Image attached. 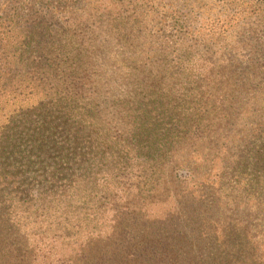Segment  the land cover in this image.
I'll return each instance as SVG.
<instances>
[{"label":"trees","instance_id":"obj_1","mask_svg":"<svg viewBox=\"0 0 264 264\" xmlns=\"http://www.w3.org/2000/svg\"><path fill=\"white\" fill-rule=\"evenodd\" d=\"M4 2L0 97L27 90L42 91L44 99L0 126V264H258L245 215L252 209L250 181H242L236 197L234 189L220 194L205 175L221 161L220 183L231 175L226 167L255 162L251 121L264 117V103L252 90V65H235L238 71L222 77L223 71L217 81L206 75L205 87L175 95L166 90L171 74L154 63L190 36L176 0ZM123 131L138 133V144H124ZM232 135L245 140L237 151L225 146ZM93 144L129 149L118 163L127 171L126 202H116L115 193L77 199L82 183L116 168L104 171L112 152L81 157ZM150 163L161 170L141 171ZM182 170L198 177L193 188L189 176L175 175ZM143 180L151 186H140ZM34 200L47 204L34 209ZM226 201L238 218L222 217ZM25 214L34 232L28 239L19 234ZM54 245L60 259L45 262L41 252L52 246V253Z\"/></svg>","mask_w":264,"mask_h":264},{"label":"rangeland","instance_id":"obj_2","mask_svg":"<svg viewBox=\"0 0 264 264\" xmlns=\"http://www.w3.org/2000/svg\"><path fill=\"white\" fill-rule=\"evenodd\" d=\"M4 1L6 0H3V2ZM234 1L235 2L232 3V0H176L175 6L176 10H178L177 12L185 14L186 18H188L190 36H188L189 38L186 42L179 43L172 56H168L167 59H161L162 62L160 63H154L155 68H163L166 70V74H171V82L166 90H172L174 94L176 92L184 94L186 90L190 88L205 87V81H208L204 78L206 75H209L212 81L214 79L217 81L223 71L222 77L230 72L238 71L234 69L235 65H242V67H244L247 64H251L252 69L256 70V83L258 84H255L252 90L255 91L256 96L260 94L261 98H256L258 102L264 103V0ZM5 4L4 2L3 5L0 6V12H2ZM2 50H0V52ZM209 57H211V62L207 60ZM231 62H233V64ZM192 63H194L195 66H193ZM200 73L202 74L201 80ZM166 77L167 75H165V78ZM21 86L23 87L25 85ZM178 93L175 95H178ZM34 94L35 95L29 94L27 90L23 91L21 94L16 92L9 93L8 90L5 96L2 95L0 97V126L5 123V120L13 114V112L37 106L43 101L44 96L42 91L41 93ZM226 98L227 96L224 97V99ZM261 106L260 108H263ZM112 125L117 126L118 123H113ZM251 126L252 134L255 138L254 141H257L256 147H254L253 150L255 152V162L249 166L243 164L236 166V164H234L231 168L226 167L231 175L230 177L223 176L220 183H218L217 177L220 175L219 173H221V161L216 164L212 173L205 175L207 176L206 180H210L209 182H211L212 187L217 185L220 186V194H223L221 191L223 192L225 190L235 191L236 197L240 196L238 191H241L239 186L242 184V181H250L251 188L253 189L252 209L251 214L250 211H248L245 215H250L251 234L255 236V242L258 244L257 253L259 259L257 262L258 264H264V117L257 115L255 121H251ZM227 130H229V128H227ZM227 130L222 132V134L227 135ZM127 131H123V133H125L122 136V139H125L124 144H138V133L131 138V133L128 134ZM114 132L117 134L115 130ZM133 137H135V139H133ZM93 140L97 142L98 139L96 140V138H93ZM228 140L231 142L226 143L224 140L221 141L226 143V148L229 150L234 149L235 151L239 150L245 141L244 138L240 139L239 136L233 135ZM239 140H241V142ZM112 149V147H109L107 150H102L101 146L99 147L93 144L90 150H88V153H86V151L81 153V157L89 154L92 159H101L105 155L111 154ZM128 150L129 149H125L123 151L120 150V148H116L115 152L113 150L112 154L116 157L112 158L111 156V159H107L108 162L103 163L105 166L104 171H108L107 169L109 168H116L114 171H108L105 178H102L100 174L96 177V181H92L89 184L82 183L79 188L81 192L77 198L81 203L89 199L103 200V195L107 193H115L114 200L118 203L126 202L124 193L125 188L129 186V182L124 179L123 176L127 175V171L118 165V163L127 155ZM37 153V150H31L29 155L35 157L39 155ZM220 155L225 156L224 151H222ZM194 162L198 164L197 159L194 160ZM96 164L100 165L102 163L99 160ZM142 165L145 166H142L141 171L146 172L148 175H152L161 170L151 163ZM197 166L198 165H190L189 168L191 170H197ZM127 167L128 163H126V169ZM100 168L102 167L100 166ZM192 173L193 171L189 173L186 170H182L179 172L176 171L175 175L189 176L187 188L191 189L197 184L196 180L198 179V177ZM246 174L247 176H251L252 174L253 180L250 179V176L246 177ZM155 176L156 175H154L153 179H155ZM43 180H45L44 177L33 183H41ZM140 181L141 178L139 179V182ZM91 186H94L95 189L92 190ZM140 186L148 188L151 186V182L149 180H143ZM158 190L153 192L155 197L158 195ZM122 195L124 197H121ZM135 202L136 200H134V203ZM226 203L227 206H225L223 210L222 217L225 218L234 214L237 215L236 217L238 218L239 215L234 210L233 202L226 201ZM46 204L47 203L42 204L40 201L34 200L31 206L34 209H40L41 205ZM160 215L161 213L157 216ZM23 218L24 220L21 224L22 229L19 227V234L26 236L28 239L31 238V234L34 232L31 231L30 227H26L25 225L26 222L29 223V215L25 214ZM240 218H242V216H240ZM244 219L248 220L247 218ZM54 246L52 253V246L41 252V254L46 256L45 262L54 263L58 262V259H60V247Z\"/></svg>","mask_w":264,"mask_h":264}]
</instances>
